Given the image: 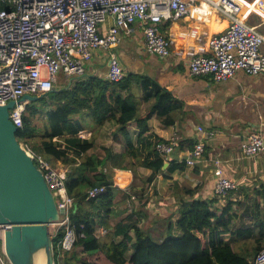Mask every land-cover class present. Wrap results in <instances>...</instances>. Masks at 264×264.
<instances>
[{"label": "crops", "instance_id": "obj_1", "mask_svg": "<svg viewBox=\"0 0 264 264\" xmlns=\"http://www.w3.org/2000/svg\"><path fill=\"white\" fill-rule=\"evenodd\" d=\"M191 10V14L187 16L164 20L161 23L162 30L174 40L171 54L167 58H158L146 52L143 28L139 22H135L130 32H122L121 41L116 47L110 50L99 49L86 62L84 78L95 76L106 79L109 55L115 52L127 74L152 78L159 86L158 88L154 86L153 91L159 88L163 91L168 89L167 92L174 98L171 104L176 106L164 116L159 114L160 109L154 111L148 121V130L142 135L139 134L135 122L128 127L138 157L127 159L125 164H128V170L114 168L115 185L122 191L117 190L115 206L111 213L105 215L107 227L101 225L97 228L99 237L107 245L122 238L121 234H117L116 226L119 222L127 220V216L132 211L138 212L134 218L139 220V225L144 230L159 236L167 226L175 224L183 201L188 202L193 198L215 200L214 206L220 212L226 203V198L221 200L214 195L216 179L214 160L216 159L221 160L223 175L237 182V189L232 191L234 193L232 200L241 201L240 205H234L239 216L252 217L255 207L253 201L258 200L261 203L258 190L264 185V154L246 157L242 154L241 144L252 134H261L264 137V74L251 75L244 70H238L232 78L220 83L209 76L191 74L189 67L191 58L195 55H207L210 37L221 33L228 26L226 17L219 13L209 0H195ZM248 11L249 7L246 6L244 13L249 23L251 17H259L254 13H247ZM112 22L113 19L109 18L101 25L103 34ZM61 77H64L67 83L61 82V85H56L57 90L72 89L76 85L74 77L72 79ZM132 89L141 100L140 114L143 116L151 109L155 100L145 102L138 84ZM116 92L127 94L126 90L116 89ZM80 119L85 129L80 131L79 135L82 138H92L94 141L91 153L97 152L101 147L110 148L114 154L125 151L124 142L117 136L122 134L115 121H107L99 127L90 118ZM164 120H171L172 123L166 124ZM198 126L215 133L212 138L206 140L203 160L194 166L186 163L184 169H177L168 177L159 173L152 183H148L150 181L147 182V177L153 171L142 166L141 163L156 156V142L167 140L176 133L185 149L179 150L178 147L173 159H178L179 162L185 161V152L190 149L189 144L198 140ZM168 165L169 163L166 162L165 167ZM56 167L69 170L68 165L62 161H58ZM131 183L135 185L134 192L138 196L139 205L129 210L126 207L128 195L124 194V190ZM152 187L155 188L154 194L158 191L160 201L169 202L166 207L152 212L151 217L154 218L152 230H149L143 226L147 210L144 205V210L140 208L142 206L140 201L145 202L149 199ZM140 195L143 196V200ZM239 220L235 222L238 224ZM130 234L133 237L134 231ZM250 242L254 243L253 237L245 235L238 239L236 247L249 246ZM131 244L132 242L129 247ZM99 254L105 255L103 251H99L90 256L94 257L95 262L102 264L95 259V255Z\"/></svg>", "mask_w": 264, "mask_h": 264}, {"label": "trees", "instance_id": "obj_2", "mask_svg": "<svg viewBox=\"0 0 264 264\" xmlns=\"http://www.w3.org/2000/svg\"><path fill=\"white\" fill-rule=\"evenodd\" d=\"M74 78L76 85L72 89L50 91L42 99L29 102L23 115V125L16 134L19 142L53 166L62 161L69 167L66 187L75 200L69 217L71 225L77 231L82 230L85 236L72 249H63L60 243L66 228L57 225L52 231L56 264H99L85 257L99 251H103L108 261L114 264H254L256 254L264 247V185L258 190L261 203L256 200L249 221L237 214L234 205H240L241 201L232 200L234 193L231 191L220 212L214 206L215 200L193 198L181 202L175 224L167 226L160 236L144 230L139 220L134 218L138 212L132 211L127 220L116 226L117 234L122 238L109 245L103 243L96 233L97 228L101 225L107 227L105 215L111 213L115 206L117 190L122 191L115 185L114 168L128 170L126 159L138 157L128 131L129 125L135 122L142 135L148 130V121L154 111L160 109L159 114L164 116L176 106L171 104L174 98L168 89L153 91L154 86H159L148 76L130 73L117 83L95 76ZM135 84L140 86L145 102L155 100L143 116L140 114L141 100L132 89ZM116 89L126 90L127 94L122 95ZM37 103H48L49 108L42 110ZM81 117L90 118L99 127L107 121H115L122 134L117 136L124 142L125 151L114 154L110 148L101 147L91 153L93 139L79 135L85 129ZM39 118L41 124L36 122ZM164 121L172 123L171 120ZM196 142H191L188 147L191 149ZM183 149L185 146L180 143L179 150ZM167 162L169 165L165 167L166 160L157 152L154 158L144 160L142 166L153 171L147 181L153 182L159 173L168 177L177 169H184L186 164L178 159ZM127 181H130L129 177ZM97 186H104L105 191L89 198L88 190ZM134 187L131 183L124 194L134 192ZM140 197L143 200V196ZM142 205H148V200ZM237 219H240L238 224L235 222ZM131 231H134L133 237ZM245 235L253 237L254 243L237 248L238 239Z\"/></svg>", "mask_w": 264, "mask_h": 264}, {"label": "built area", "instance_id": "obj_3", "mask_svg": "<svg viewBox=\"0 0 264 264\" xmlns=\"http://www.w3.org/2000/svg\"><path fill=\"white\" fill-rule=\"evenodd\" d=\"M223 14L228 26L208 41L209 53L191 58L190 72L209 76L215 82L232 78L238 70L251 75L264 74V33L261 25L251 24L245 16L254 13L264 24V0H209ZM195 0H0V105L16 101L10 118L18 127L23 125L26 103H17L25 94H47L61 76L72 79L85 73L86 62L99 50H110L121 41L122 32H130L139 22L145 35V50L158 58L171 54L174 40L161 28L168 19L191 14ZM113 19L106 33L101 25ZM127 73L115 52L109 55L106 79L117 83ZM198 140L185 152V161L194 166L203 160L207 138L214 132L198 126ZM180 140L173 133L167 140L157 141L155 151L166 162L173 159ZM42 170L60 212L59 228L66 232L60 243L66 250L85 236L71 225L69 212L75 200L67 191L68 169L53 166L41 155L26 147ZM242 154L255 157L264 154V137L252 134L241 144ZM214 195L226 197L236 190L235 180L223 175L221 160H214ZM105 191L104 186L88 190V197ZM136 197V196H135ZM83 227V225H82ZM58 228V229H59ZM4 228L0 225V264H11L5 253ZM53 233V232H52ZM99 235V232L97 231ZM254 264H264V247L256 254Z\"/></svg>", "mask_w": 264, "mask_h": 264}, {"label": "water", "instance_id": "obj_4", "mask_svg": "<svg viewBox=\"0 0 264 264\" xmlns=\"http://www.w3.org/2000/svg\"><path fill=\"white\" fill-rule=\"evenodd\" d=\"M53 88L51 91H56ZM45 94H25L17 103L38 101ZM16 101L0 105V225L5 253L11 264H35L39 251L45 264H56L51 225L60 212L42 170L17 138L10 118Z\"/></svg>", "mask_w": 264, "mask_h": 264}, {"label": "rangeland", "instance_id": "obj_5", "mask_svg": "<svg viewBox=\"0 0 264 264\" xmlns=\"http://www.w3.org/2000/svg\"><path fill=\"white\" fill-rule=\"evenodd\" d=\"M251 18L252 19L250 20V22L252 24H255V25H261L260 26V29L264 33V24L261 23V19L259 17L258 18L251 17ZM58 80H61V81L60 82L57 81L56 85H61L60 84L61 82L67 83V80H65L64 77H61ZM48 101H50V100L48 99ZM37 104H38V106L42 110H46V109L49 108L48 103H46V104L45 103H37ZM36 122L38 124H41V118H39ZM129 158H137V157H134L133 156V157H129ZM126 161H127V159H126ZM126 161H125V163H126ZM148 183H152V182H148ZM126 190H129V187H126ZM149 193H150L149 194L150 197L148 199V206L145 205L146 206V210H147L146 211L147 217L145 219V222H144L143 226L145 228L149 229V230H152L151 225L153 224V218H154V217H151L152 212L158 211L162 207H166V205L168 204L169 201L168 200L167 201L166 200H161L160 201L159 200V193L157 191V193L154 194L155 193V188H153V187L151 188V192H149ZM128 194H129L128 195L129 197H128V200L126 202V207L129 210H131V208L139 205V199H137V197H135V193L134 192L131 193V191H128ZM225 198H227V196L226 197H223V198H220V199L221 200H224ZM140 202H141V205H142L143 201H140ZM253 205H255V202L254 201H253ZM140 208H142L143 210L145 209V207L143 205L140 206ZM251 218L252 217H250V216H246V218H244V220L249 221V220H251ZM57 225L58 224L51 225V230L54 231V229L56 228ZM44 256H45V254H44ZM85 257L88 258L89 260H93L94 259V257L88 256V255L85 256ZM95 259L98 260V261H100L102 264H114V263H111L110 261H108V259L106 258L105 255H100V254L98 256L95 255Z\"/></svg>", "mask_w": 264, "mask_h": 264}, {"label": "bare ground", "instance_id": "obj_6", "mask_svg": "<svg viewBox=\"0 0 264 264\" xmlns=\"http://www.w3.org/2000/svg\"><path fill=\"white\" fill-rule=\"evenodd\" d=\"M35 264H45V257L43 251H39L35 255Z\"/></svg>", "mask_w": 264, "mask_h": 264}]
</instances>
